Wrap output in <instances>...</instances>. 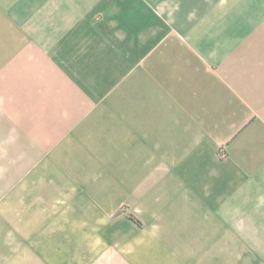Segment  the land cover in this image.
Returning <instances> with one entry per match:
<instances>
[{
  "label": "crops",
  "instance_id": "1",
  "mask_svg": "<svg viewBox=\"0 0 264 264\" xmlns=\"http://www.w3.org/2000/svg\"><path fill=\"white\" fill-rule=\"evenodd\" d=\"M0 264H264V0H0Z\"/></svg>",
  "mask_w": 264,
  "mask_h": 264
},
{
  "label": "rangeland",
  "instance_id": "2",
  "mask_svg": "<svg viewBox=\"0 0 264 264\" xmlns=\"http://www.w3.org/2000/svg\"><path fill=\"white\" fill-rule=\"evenodd\" d=\"M20 188H22L23 191L25 192V186H21V185H20ZM124 209H125V207L122 206V207L120 208V210H119L118 212H116V214H115V216H114L115 224H118V225H125V224L128 223V222H127V219H125V218L123 217V215H121V214H123ZM126 211H127V210H126ZM121 216H122V217H121Z\"/></svg>",
  "mask_w": 264,
  "mask_h": 264
}]
</instances>
